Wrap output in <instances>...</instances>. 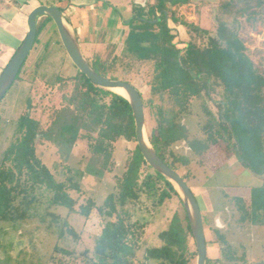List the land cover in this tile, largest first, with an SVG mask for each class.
Masks as SVG:
<instances>
[{"label":"trees","instance_id":"obj_1","mask_svg":"<svg viewBox=\"0 0 264 264\" xmlns=\"http://www.w3.org/2000/svg\"><path fill=\"white\" fill-rule=\"evenodd\" d=\"M60 1L46 3L50 6ZM180 3L185 4L186 0H152V4L148 2L144 7L135 6L125 25L128 31L122 56L151 63L150 90L166 104L152 106V101L144 100L136 89L142 99L144 115L149 108L156 122L149 142L157 156L185 181L189 189L187 180L191 182L196 178L192 169H187L192 160L177 154L174 151L178 148L176 145L186 144L200 160L207 151L216 150L219 142L223 143L224 153L216 151L222 156L235 157L244 168L263 180L262 186L251 192L249 211L241 200L233 203L236 224L248 222L253 230L260 228L264 226V68L254 60L253 52L237 32L222 22L213 35L193 23L182 22L188 29L189 40L177 41L174 30L168 26V17L177 22L171 8ZM263 5L264 0H219L218 9L228 16H246V23L254 28L261 14L257 10ZM50 22V18L38 21L34 44ZM88 63L100 76L117 80L108 77V67L98 58ZM58 81L61 80L55 78L51 84ZM69 81L72 88L68 95L62 96L66 106L54 143L69 151L78 139L86 140L97 167L89 163L81 172L65 166L57 181L37 156L36 142L46 134L42 123L27 113L20 115L12 140L0 156V225H15L36 218L40 223L48 224L47 230L57 226L59 238L68 235L76 240L77 234L67 222L49 214L48 209L63 207L68 213L77 212L85 219L95 210L102 228L92 251L82 253L84 264H145L134 260L144 228L128 222V206L136 203L141 194L157 196L158 205L172 196L180 205L181 202L172 185L146 164L135 145L124 172L116 179L113 191L102 205L96 206L93 200L87 199L78 210L75 209V196L81 193L80 180L84 175L102 178L105 172H110L113 144L120 139L135 142V127L130 106L124 98L91 84L78 71ZM123 82L134 87L130 81ZM29 102L26 101L28 106ZM56 114L57 111L53 112L52 119ZM182 119L194 123L193 131L182 124ZM180 170L185 171L184 174ZM159 183H163L160 190L157 188ZM181 208L182 219L176 214L172 217L167 229L158 234L162 246L147 249L145 261L193 264L196 253L190 249L189 240L193 242V239L182 205ZM226 213L225 220L228 216L235 217ZM48 216L51 217L49 221ZM202 220L204 227L203 217ZM213 231L218 237L217 243L225 246L224 235L217 228ZM205 246V264H217V260L210 258V244L206 238ZM54 251L62 255L51 258L55 264H74L65 259L73 255L71 251L56 247ZM222 256L233 260L228 248L222 250ZM242 260L245 262L243 257Z\"/></svg>","mask_w":264,"mask_h":264},{"label":"rangeland","instance_id":"obj_2","mask_svg":"<svg viewBox=\"0 0 264 264\" xmlns=\"http://www.w3.org/2000/svg\"><path fill=\"white\" fill-rule=\"evenodd\" d=\"M2 1H0V67L4 68L25 38L26 17L24 15L36 2L34 0L33 2H28L27 5H30L31 2L32 4L31 6L23 7L22 14L18 8L20 6L17 5L16 8L5 7L6 4H3ZM38 1L43 2L44 0ZM108 1L114 5L115 10L117 9L121 14H124L126 7L115 6L121 3L119 0ZM70 9L73 10V8ZM215 10L214 7H210V11H212L210 23L205 26L210 30L209 32L212 35L217 25L222 22L232 29L237 30L238 36L246 43H253L257 47H262L261 41L263 38L259 37L261 35L260 32L257 35V39L253 40L248 36L249 25L243 19L236 17L231 22V15H223L222 17L220 10L219 12ZM108 11L102 15H93L92 20L87 23L81 18L78 20L76 26L78 29L80 48L84 57L89 62L98 58L105 63L108 67V77L133 83L134 87L144 97V100L152 101V106H166L150 90L149 83L152 77L151 63H141L131 60L127 56H122L123 40L128 31L124 21H128L129 19L125 15V19L122 20L123 24L120 23L118 25L119 33L116 35L115 29L107 27L109 24L104 25L106 24L105 19L108 16ZM182 12L185 13L184 15L186 17L184 15L181 16L180 11L172 13L177 20L181 16L180 18L183 21L189 23L186 12ZM69 15L67 14V17L65 16V20L68 23ZM74 19L76 20V18ZM221 19L223 20L221 21ZM98 20L104 26L103 29H100ZM109 20L108 23H110ZM168 20H170V17H168ZM115 21H117L116 18ZM169 25L174 30L177 41L180 38L181 40H189L188 35L186 36L185 34L186 31L188 32V29L184 25L181 24L177 27L178 32L175 31L176 29L171 23ZM254 56L255 61L261 67H264V53L259 54L255 51ZM76 70L61 45L55 27L51 22L48 23L38 35V42L33 45L22 65L18 73V79H15L0 102V156L12 140L16 120L20 115L27 113L31 118L40 120L43 130L46 132L36 142L37 156L48 167L57 181L61 179L65 166L81 172H84L89 163L92 167H97L95 165L96 162L93 161L92 155L89 152L88 142L86 140L78 139L69 151L59 148L54 143L60 121L62 120L63 110L66 106L62 96L68 95L71 92L72 85L69 79L76 75ZM55 78H59L61 81L53 85L51 82ZM212 97L218 99L216 95ZM27 100L30 101L29 106L26 103ZM55 111H57V114L52 119V114ZM183 119L181 120L182 124L193 131L194 123H191L190 120L183 121ZM155 127L156 122L151 117L149 108H147L145 110V134L148 141L149 135L154 131ZM135 145V142H126L122 139L117 140L113 144L111 159L113 164L112 170L105 172L102 178L84 175L80 180L81 193L75 196L77 202L75 206L76 210L87 199L93 200L96 206L102 205L106 196L113 191L112 189L115 186L116 179L121 177L124 172L127 159ZM176 146L178 148H174V151L178 152L177 154L188 156L192 160L187 169L191 168L192 170H190L197 174V180L195 181L197 182L195 184L197 188L195 189V193L199 198V201H197L202 209V217L205 220V238L210 244L208 248L212 261L217 260V264H243L245 262L252 264L264 261V226L253 230L248 225V222L244 223V225L236 224L235 219L237 218V214L234 210L235 208L233 209V204H228L229 212L226 214L229 215L232 213L235 216L234 218L228 216L225 220L223 213L218 211L219 209L222 210L225 198H228V202H230L235 195L247 197L248 189L238 185L240 184L239 177H233V171L224 173L221 170L220 173H216V176L213 175L208 178V181L205 183L208 169V166L205 165V159L202 158L203 160H201L200 158L199 160L188 149L186 144L181 143ZM212 150L215 151V148ZM216 150L224 153L225 145L219 142ZM219 155L221 154L219 153ZM180 171L183 174L185 172L183 170ZM187 182L189 185L192 183L189 180ZM203 185H205L207 190L203 188ZM157 188L159 190L163 188V183H159ZM206 193L208 194L207 199L205 197ZM201 198L204 200L200 201ZM209 203L214 206L215 211L211 209ZM181 205L174 196L165 200L161 205H158L157 196L147 197L146 194H141L136 203L128 206V222L141 225L144 228V235L141 239L140 247L135 252L134 260L136 262L155 264L152 260H144L145 251L162 246V243L158 239V234L167 229L175 214L182 219L183 211ZM47 212L56 215L61 221H66L68 226L77 234L76 240H73L68 235L59 238L58 230L56 229L57 226L47 230L46 226L48 224L40 223L36 218L15 225L1 224L0 264H55V261H52L51 258H61L62 255L56 253L54 247L73 253V255L65 258L66 261L74 264H84L82 253L92 251L94 240L100 234L102 228L101 219L97 216V212L93 210L91 215L86 219L81 217L77 212L68 213L63 207L53 206ZM50 219L51 217L48 216L47 221ZM216 228L224 235L227 241L225 246L217 243L218 237L213 231ZM189 246L191 250L195 251V246L191 240H189ZM226 248L230 250L233 260H227L222 256V250ZM241 257H243L245 262L243 260L240 261ZM192 263L195 264V260Z\"/></svg>","mask_w":264,"mask_h":264},{"label":"water","instance_id":"obj_3","mask_svg":"<svg viewBox=\"0 0 264 264\" xmlns=\"http://www.w3.org/2000/svg\"><path fill=\"white\" fill-rule=\"evenodd\" d=\"M41 18L51 19L61 45L70 62L79 73L86 77V79L91 84L108 91L120 89L125 93V96L121 97L128 102L132 112L135 127L136 146L138 147L140 154L142 155L146 164L153 171L168 181L175 190L185 211L195 246V264H205L206 246L201 210L195 196L185 181L157 156L152 145L148 141L145 134L144 108L139 92L129 83L102 77L91 68L90 64L82 53L74 30L65 20L63 9L60 7L55 5H39L34 7L28 13L26 17L25 38L0 73V102L15 81L22 65L24 64L34 45L37 33L36 26L39 19ZM128 23L129 20L124 21L125 25ZM252 264H264V261L255 262Z\"/></svg>","mask_w":264,"mask_h":264},{"label":"crops","instance_id":"obj_4","mask_svg":"<svg viewBox=\"0 0 264 264\" xmlns=\"http://www.w3.org/2000/svg\"><path fill=\"white\" fill-rule=\"evenodd\" d=\"M0 1H2V0H0ZM30 1L33 2V0H4L2 2H3V4H6L5 7H10V8L15 7L16 8L17 5L20 6L18 8L20 10V13L23 14L22 8L27 7V6H31L32 2L30 5H27V3ZM34 1L36 2V4L30 10H28L25 13L24 17H27L28 13L36 6H39V5L49 6L46 3L49 0H44L43 2H40L38 0H34ZM112 1H118V0H112ZM119 1L121 3H119L115 6L126 7L124 14H121L117 9L115 10L114 5L109 3L108 0H62V1L54 3L52 5L58 6L61 9H63L64 17L65 16L67 17V14H70L72 16L71 17L69 15V24L72 27V29L74 30L76 37H77V40H78L79 45H80V41H79V37H78V29L76 26V24H77L78 20H80V18L82 20H85V22L87 23V22H90V20H92V17H94L93 15H95V14L96 15H102L103 13H106V11L109 10L110 13L108 11V14H107L108 16H106V19H105L106 24H104V25L109 24L107 27H112L113 29H115L116 30L115 33H116V35H118V33H119L118 32V25H120V23H122V20L125 19L124 18L125 15L128 19H130L132 16L133 8L135 6L144 7L148 2L150 4H152V0H150V1H148V0H119ZM218 3H219V0H186L185 4H182V3L178 4L174 7H172L171 11L172 12L180 11L181 16H183L185 14L182 11H185L186 15H187V20L189 21V23H194L195 25L200 27L202 30L209 32L210 30H208L207 27H205V26H207V24L210 23V17H211L210 15L212 13V11H210V7H214L216 9L215 11L219 12ZM70 8H73V10H71ZM96 11H101V12L97 13ZM257 11H259L261 13V14H259V18H258L259 22L257 21L255 23L254 28L249 27L248 36L251 32H260V31L264 30V5L260 9H258ZM67 12H70V13H67ZM71 13H73V14H71ZM220 14L222 15V17H223V15H225V13H223L222 11H220ZM100 17H102V16H100ZM113 17H115L117 19V21H115V18L113 19ZM180 17L178 18L177 22H174L173 19L168 20V26L171 28V26L169 25L171 23L173 25V27L176 29L175 31H177V32H178L177 27H179L182 24V22H185ZM213 17L215 18V16H213ZM74 18H76V20ZM230 18H231V22H233L236 19L235 16H231ZM245 18H246V16H243V15L239 16V19H243L246 22ZM108 20L110 23H108ZM222 20L223 19H221V21ZM260 20H261V22H260ZM192 21H195V22H192ZM100 23L101 22L98 20V24H99L100 29H103L104 26H102ZM228 27H230V26H228ZM235 31L237 32V30H235ZM25 33H26V28H25ZM185 34H186V36L188 35L187 31L185 32ZM126 35H127V33L125 34L124 39H125ZM259 37L263 38L261 41V43H262L261 48L255 46L253 43H246L244 41L245 46L253 52L254 60H255V56H254L255 51L258 52L259 54L264 53V44H263L264 43V35L261 34ZM179 40L181 42L187 41L186 39L181 40V38ZM253 40H256V39H253ZM253 40H252V42H253ZM2 70H3V68L0 67V73ZM200 158L205 159V161H206L205 165L208 166L205 183L208 181V178H210L213 175L216 176V173L217 172L220 173L221 170H223L224 173L233 171L232 172L233 177L234 176L239 177V183L240 184H238V185L241 187H246L248 189L247 197H244V196L240 197V196L235 195V196H233L232 201H230V202H228V198L227 199L225 198V203L223 204L222 210H220L218 208L219 209L218 211L220 213L222 212L223 216L226 217L225 211L229 212L228 211V209H229L228 204H233L235 202V200H238V199L242 201V204H244L245 209L247 211H249L251 192L253 189H258L262 186V184H263L262 178L260 176L255 175L253 172L249 171V169L244 168L237 161V159L235 157L221 156V155H219V153L216 150L215 151L209 150ZM198 175H199V172H198ZM195 177L197 178V174H195ZM196 178L191 181L192 183L190 185V190L192 191L196 200L199 201V198L197 197V194L195 193V189L197 188L195 185L197 183V182H195L197 180ZM203 186H204L203 188L207 190L205 185H203ZM205 197H206V199L208 198L207 193H206ZM202 200H204V199L201 198L200 201H202ZM198 201H197V203H198ZM198 205H199V203H198ZM209 205H210L211 209L213 211H215L214 206L211 205L210 203H209ZM199 208H200L201 213H202V209H201L200 205H199Z\"/></svg>","mask_w":264,"mask_h":264},{"label":"built area","instance_id":"obj_5","mask_svg":"<svg viewBox=\"0 0 264 264\" xmlns=\"http://www.w3.org/2000/svg\"><path fill=\"white\" fill-rule=\"evenodd\" d=\"M258 33H259V32H251V33L249 34V37L252 38V39H257V35H259L260 33H261L262 35H264V30L260 31L259 34H258Z\"/></svg>","mask_w":264,"mask_h":264},{"label":"bare ground","instance_id":"obj_6","mask_svg":"<svg viewBox=\"0 0 264 264\" xmlns=\"http://www.w3.org/2000/svg\"><path fill=\"white\" fill-rule=\"evenodd\" d=\"M112 91L120 96H125V93L120 89H114Z\"/></svg>","mask_w":264,"mask_h":264}]
</instances>
